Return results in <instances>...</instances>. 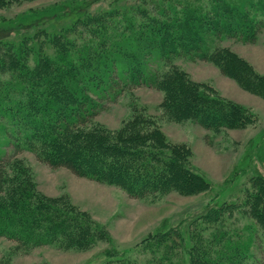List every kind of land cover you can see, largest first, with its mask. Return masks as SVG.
<instances>
[{"label": "trees", "instance_id": "trees-1", "mask_svg": "<svg viewBox=\"0 0 264 264\" xmlns=\"http://www.w3.org/2000/svg\"><path fill=\"white\" fill-rule=\"evenodd\" d=\"M153 7H109L55 31L0 39V237L80 249L97 234L107 237L98 224L38 196L21 178H7L5 145L135 198L209 189L187 162L188 150L169 147L158 128L141 132L133 122L110 133L93 125L97 100L145 84L164 92L162 106L174 120L191 118L215 131L247 125L252 116L245 109L191 81L172 60L211 61L264 96V77L219 44L228 35L255 38L264 0H169ZM249 181L240 196L206 206L185 227L143 238L136 247L144 259L114 251L119 257L103 264H264L255 241L264 236V176Z\"/></svg>", "mask_w": 264, "mask_h": 264}, {"label": "rangeland", "instance_id": "rangeland-1", "mask_svg": "<svg viewBox=\"0 0 264 264\" xmlns=\"http://www.w3.org/2000/svg\"><path fill=\"white\" fill-rule=\"evenodd\" d=\"M4 1L0 6V39L17 40L36 30L61 29L109 7L142 4L155 11L153 6L169 0ZM258 18L255 38L245 40L228 35L219 44L264 77V16ZM172 63L191 81L245 109L252 121L240 128L215 131L191 118L174 120L162 106L164 92L144 84L97 100L100 105L93 125L110 133L128 130L133 122L141 132L158 128L169 147L188 150L187 162L193 171L204 176L209 189L190 195L172 190L135 198L115 185L76 175L65 167L49 166L28 150L13 154L11 145H5V153L11 156L4 170L7 178H21L38 196L53 199L98 224L107 237L99 238L97 234L88 247L80 249L53 243L27 246L1 236L0 264H103L119 257L111 256L114 251L116 255L139 261L144 256L137 253L136 246L143 238L180 223L185 227L206 206L237 198L242 188L251 185V178L264 176V96L246 88L211 61L181 55L174 57ZM255 241L257 256L264 258L263 234Z\"/></svg>", "mask_w": 264, "mask_h": 264}]
</instances>
